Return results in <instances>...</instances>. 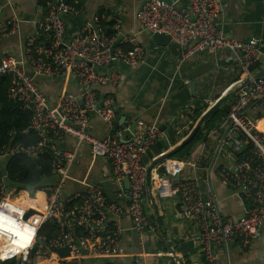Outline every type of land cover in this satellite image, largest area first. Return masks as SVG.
I'll return each mask as SVG.
<instances>
[{"label":"built area","instance_id":"obj_1","mask_svg":"<svg viewBox=\"0 0 264 264\" xmlns=\"http://www.w3.org/2000/svg\"><path fill=\"white\" fill-rule=\"evenodd\" d=\"M188 1V12L163 0L146 1L136 15L141 32L169 36L171 42L185 49L184 61L198 54L225 53L231 62L227 77L236 76V82L251 78L255 74L252 69L264 59V40L253 37L243 41L226 36L223 0ZM115 13L96 14L68 38L65 20L81 14L78 0H47L42 19L34 24L35 34L20 45V54L0 58V82L7 81V98L29 116L26 132H32L37 138L36 143L27 146H3L0 159L14 154L37 159L49 152L55 179L33 198L8 191L0 182V241L2 254H10L8 258H0V263L16 260L17 264H29L38 247L37 255L67 253L59 264H80L87 259L113 264V258L123 256L121 230L107 222L113 206H108L102 184L85 179L82 182L85 193L64 195L71 179L70 169L77 158V151L63 152L58 147L68 137L78 146H87L93 159L110 162L117 185L115 198L129 200L133 230L140 238L147 233V170L143 158L158 141L161 130L150 125L144 133L135 134L127 128L130 135L124 136L114 128V97L100 93L101 88L117 87L120 83V74L113 68L115 62L138 65L144 60L137 36L127 39V50L117 46L123 19ZM1 14L2 9L0 18ZM22 23L16 16L0 21V42L19 35ZM109 29L115 32L114 37L108 35ZM44 79L61 85L54 104L38 84V80ZM254 108L264 110V75L234 96L220 126L224 132L222 146L231 144L230 162L221 169V177L236 196H250L247 215L236 221H225L213 199L202 198L196 180L180 181L176 185L164 178L159 180V195L180 196L183 217L198 226L208 264H221L213 253V245L239 242L247 248L264 229V130L259 127L262 116L248 113ZM92 116L109 124L108 137L101 139L90 132ZM203 161L201 157L197 159L194 169ZM162 166L177 176L182 174L184 164L169 159ZM125 179L129 181L128 190ZM38 193L45 196V212L39 204L30 203ZM48 223H53L58 232L45 239L41 232ZM39 240L43 242L41 245Z\"/></svg>","mask_w":264,"mask_h":264},{"label":"crops","instance_id":"obj_2","mask_svg":"<svg viewBox=\"0 0 264 264\" xmlns=\"http://www.w3.org/2000/svg\"><path fill=\"white\" fill-rule=\"evenodd\" d=\"M146 1L148 0H78L81 14L66 19L65 23L66 37L71 38L96 14L116 12L115 14H120L123 19L119 37L121 40L117 42V46L126 48L127 39L137 36L144 50L143 62L138 65L115 62L113 68L120 74V83L117 87H103L100 93L114 97V128L116 131H122L124 136L128 137L133 131H130L133 124H136L135 134L144 133L150 125L160 128L158 141L143 158V165L147 170L156 159L174 150L190 135L194 124L210 104L231 90L237 77L226 76L231 62L225 53L218 56L198 54L184 61V48L171 41L165 46H160L156 43L154 35L141 32L136 15ZM163 1L175 4L179 10L189 11L188 0ZM43 2L47 0H0V21L16 16L23 22L19 35L7 37L0 42V58L8 54L19 55L20 45L34 36V24L39 22L45 13ZM223 2L226 12L223 28L226 36L243 41L253 37L264 40V0ZM203 65L206 66L204 74L193 80L196 83L194 92L188 76L191 71ZM38 84L54 104L55 98L61 92V85L45 79L38 80ZM71 90L73 91V88ZM232 100L227 103L228 107ZM248 113L261 115L264 120V110L260 108L251 109ZM125 114H128L129 118L120 124L119 121ZM222 122L223 119L214 126L215 128L204 131L207 138L203 143L186 150L184 147L170 160L184 164L180 181L196 180L200 185L202 198H212L225 221H236L250 211L251 198L249 195L236 196L221 177V169L230 162V146H222ZM127 128L130 133L126 131ZM90 132L102 139L110 135V127L101 118L92 116ZM58 147L63 152L77 151V158L70 169L71 179L64 191L65 197L85 193L86 187L82 182L87 179L91 183L102 184L108 206H113L112 212H108L107 222L112 228L119 227L121 230L124 251L123 256L112 259L113 264H178L166 245L175 251L182 264H208L199 239L200 230L194 222L183 217L180 196L162 197L158 193V190H161L160 178L166 179L172 185L178 183L176 176L166 172L162 165L156 166L150 172L149 182L145 187L148 228L146 235L140 238L133 230L129 200L115 198L117 185L110 162L102 158L93 159L89 148L85 145L78 146L73 138H64ZM200 157L204 161L194 169L193 164ZM40 195L42 194H37L34 202L45 210V196L42 195L40 202ZM212 249L221 264H264V229L259 238L253 240L247 248H243L239 242H228L215 244ZM67 256L65 252H48L31 258L29 264H59ZM8 257L3 256L0 249V258ZM34 260L36 261L33 262ZM88 261L101 264L95 259L83 260L80 264Z\"/></svg>","mask_w":264,"mask_h":264},{"label":"trees","instance_id":"obj_3","mask_svg":"<svg viewBox=\"0 0 264 264\" xmlns=\"http://www.w3.org/2000/svg\"><path fill=\"white\" fill-rule=\"evenodd\" d=\"M43 7L45 9L46 2H43ZM108 35L114 37L115 32L109 30ZM122 49L127 50L128 48L122 47ZM7 87V81L3 79L0 82V148L3 146H27L34 144L37 142L35 135L32 132L26 133L29 128V116L21 112L17 105L8 100L6 93ZM207 108L208 106L205 109ZM228 108L225 105L217 111L184 149L186 150L194 147L198 143H203L207 138V134L204 133L205 130H208L206 129L207 126L216 119L219 113L225 116ZM53 180L49 152L44 153V155L37 159H33L25 154H14L0 160V182L6 186L8 191H14L29 197L32 196L31 198H33L36 192L41 191L42 188L53 183ZM57 232V227L53 223H48L44 226L41 236L45 239H50ZM0 264L17 263L16 260H12L1 262Z\"/></svg>","mask_w":264,"mask_h":264},{"label":"water","instance_id":"obj_4","mask_svg":"<svg viewBox=\"0 0 264 264\" xmlns=\"http://www.w3.org/2000/svg\"><path fill=\"white\" fill-rule=\"evenodd\" d=\"M155 41L158 45L160 46H165L166 44H168L171 39L169 36L167 35H162V34H155L154 35ZM121 39L119 38L117 42H119ZM118 44V43H117ZM263 50H264V43H263ZM113 54V52H112ZM210 65V64H209ZM204 68H206L205 65L198 67L197 69L193 70L190 72L188 79L191 81V88L193 89V91L195 92V85L196 83L193 81L194 78H196L199 75H203L204 72ZM33 77V74H30ZM264 75V62L263 65L261 67V69L255 73L251 78H247L246 80L242 81V82H236L233 86V88H231V90H229L228 92H226L224 95H222L220 98L217 99V101L211 105L205 112L204 114L200 117V119L197 121L195 127L192 129L190 135L178 146L176 147L174 150L164 154L163 156H161L160 158L156 159L152 165L147 169V182L146 185H148L149 182V174L150 172L158 165H162L165 161L169 160L171 157H173L174 155H176L178 152H180L184 147H186L192 140L193 138L197 135L198 131L204 126V124L217 112L219 111L223 106H225V104L231 100L234 96H236V94L244 87H246L250 82H252V80L254 79H258L260 77H262ZM193 92V93H194ZM129 118L128 114H125L124 117L121 118V120L119 121V123H124L126 121V119ZM133 129H131L130 131H132V133H135L136 130V124H133ZM164 131V130H163ZM237 138L239 137L238 134L235 135ZM229 146L231 147V144H229ZM1 160V159H0ZM177 181L179 182L181 179V175H177L176 176ZM125 182V186L126 189L128 190L129 188V181L127 179L124 180ZM43 242L42 240H39V244L41 245ZM168 252L171 254V256L176 260V262L178 264H182L181 259L178 257V255L175 253V251L169 246L166 245Z\"/></svg>","mask_w":264,"mask_h":264},{"label":"rangeland","instance_id":"obj_5","mask_svg":"<svg viewBox=\"0 0 264 264\" xmlns=\"http://www.w3.org/2000/svg\"><path fill=\"white\" fill-rule=\"evenodd\" d=\"M263 62H264V59L262 60V62H261L259 65H257L254 69H252V71H253L254 73H257V72L260 70L261 66L263 65ZM233 98H234V97H233ZM233 98H232V99H233ZM228 102H230V100H229ZM228 102H227V103H228ZM227 103L225 104L226 106H227ZM250 118H251V117H250ZM222 119H224V116H222L221 113H219V114L217 115L216 119H215L213 122H211V123L207 126L206 129L211 130L215 125L218 124L217 122H219V121L222 120ZM214 128H215V127H214ZM261 129L264 130V120H261ZM2 164H3V163H2ZM30 196H31V195H30ZM31 197H32V196H31ZM38 249H39V247L36 248V249L33 251L31 258L37 256V255L35 254V252H36ZM38 256H39V255H38ZM30 260H31V259H30ZM35 261H36V260H34L33 262H35ZM99 261H100V260H99ZM100 262H101V264H102V261H100ZM84 264H97V262L88 261V262H86V263H84Z\"/></svg>","mask_w":264,"mask_h":264},{"label":"bare ground","instance_id":"obj_6","mask_svg":"<svg viewBox=\"0 0 264 264\" xmlns=\"http://www.w3.org/2000/svg\"><path fill=\"white\" fill-rule=\"evenodd\" d=\"M259 127L261 128V123H260V125H259ZM11 197V196H10ZM42 201V195H40V202ZM32 205H35V204H37V203H35L34 201H31L30 202ZM44 212H45V210H44ZM0 249H2L3 250V247H2V242L0 241ZM10 254L9 253H3V256H9Z\"/></svg>","mask_w":264,"mask_h":264}]
</instances>
